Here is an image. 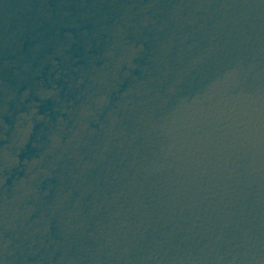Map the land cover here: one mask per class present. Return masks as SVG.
<instances>
[{"label": "water", "instance_id": "obj_1", "mask_svg": "<svg viewBox=\"0 0 264 264\" xmlns=\"http://www.w3.org/2000/svg\"><path fill=\"white\" fill-rule=\"evenodd\" d=\"M0 264H264V0H0Z\"/></svg>", "mask_w": 264, "mask_h": 264}]
</instances>
